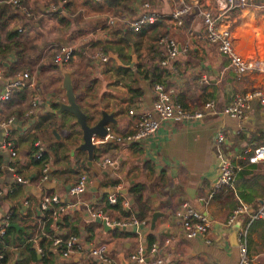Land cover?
Listing matches in <instances>:
<instances>
[{
    "label": "crops",
    "instance_id": "1",
    "mask_svg": "<svg viewBox=\"0 0 264 264\" xmlns=\"http://www.w3.org/2000/svg\"><path fill=\"white\" fill-rule=\"evenodd\" d=\"M146 1L131 0L128 11L113 14V8L97 6L101 0H69V4L57 0L59 16H55L52 11L56 7L49 0H24L23 4L19 0L20 6L29 13L28 19L8 2L21 21L17 27L21 29L23 26L18 41L24 47L21 61L24 70L18 72L29 74L33 88L25 87V91L33 95L26 101H16L14 106L3 104L0 109V121L15 118L8 130L0 126V165L12 169V172L0 171V190L3 192L0 224L6 215L14 212L17 219H21L19 223H26V227L34 219L37 228H42L48 221V229L53 235L46 236L47 240L52 237L65 239L71 234L79 238L78 250L66 260L55 253L53 260L46 264H97L87 254V249L97 243L108 247L110 258L117 264L120 258L126 261L128 255L141 245L147 262L151 258L148 254L150 239L157 246L154 254L162 258L164 264H239L237 236L234 242V227L227 225L226 221L235 203H241L246 206L242 223L248 220L244 239L248 263L264 264V225L254 226L250 221V216L264 202V162L239 165L245 159V150L264 147V104L253 101L236 123L225 121L218 112L233 95L253 89L264 95V71L256 69L237 76L225 69L226 60L219 56L215 45L205 40L202 25L193 13L184 16L183 26L178 29L171 30L164 22L155 23L158 24L155 30H150L148 25L142 28L145 32L137 36L129 29L128 23L138 15L141 3ZM147 2L161 15L168 14L176 5V0ZM229 17L232 19L230 32L235 52L245 61L264 64V0H254L241 12H232ZM113 18L120 21L111 27L106 26ZM161 35L172 39L178 47V54L170 66L159 65L163 48L156 40ZM86 36H89L88 40L81 42ZM58 46L72 51L68 61L61 63V69L69 73L75 102L86 115L89 126L100 119L99 112L103 110L112 116L114 124L107 123L105 127H109L114 135L130 133L136 117L127 116L125 110L133 108L138 115L148 112L156 94L150 76H155L157 69L162 72L155 84L169 90L171 100L184 105L185 111H196L203 102L212 100L216 113L190 123L177 119L164 121L154 135L140 143L111 141L98 145L91 166H88L85 154L73 151L72 143L80 140V131L73 117L67 113H55L58 108L54 101L64 102L62 73L52 61ZM95 49L107 57L105 63L93 57ZM132 57L135 58L133 64ZM8 62L15 63L12 54ZM3 66L7 64L3 63ZM128 87L139 89L141 95L132 96ZM207 132L215 135L204 138ZM218 133L224 139L219 145L221 152L238 166L241 172L238 176L242 175L235 177L232 190L227 188L230 193L213 198L216 190L212 192V184L217 171L214 149ZM35 141L40 142L45 161L50 166L47 180L39 184L33 181L28 186L17 184L15 178L35 179L40 172V165H35L32 160ZM5 142L14 151V158L1 148ZM104 159H110L113 166L97 167V162ZM79 175L86 177L84 191L69 196L68 188ZM134 184L143 188L147 221L154 206L162 215L155 221L152 231H149L148 222L138 233L130 228L104 231L101 222L88 217L90 207L104 209L113 220H126L106 205L105 199L111 189H125L124 195L119 194L128 204L124 209L135 213L133 200L127 196V190ZM48 194L58 197V204L63 207L61 213L54 212V205L45 211L40 210V199ZM25 201L27 206L23 210L21 205ZM183 205L211 222L204 235L188 240L182 235L180 219L175 214L183 211ZM114 231L129 236L121 234L113 238ZM30 244L36 254L35 260L29 258L23 247H5L10 263L42 264L39 263L40 254Z\"/></svg>",
    "mask_w": 264,
    "mask_h": 264
},
{
    "label": "built area",
    "instance_id": "2",
    "mask_svg": "<svg viewBox=\"0 0 264 264\" xmlns=\"http://www.w3.org/2000/svg\"><path fill=\"white\" fill-rule=\"evenodd\" d=\"M99 1V0H95ZM10 4L17 9V12L28 19L29 13L20 6L19 0H9ZM254 0H176V5H174L170 12L166 15H161L158 12L151 9L149 2H143L140 5V11L135 18H133L128 23L129 29L133 33H138L143 27L152 25L155 23H166V25L171 29L175 30L183 26L184 16L193 13L196 18L200 21L205 40L208 43L215 45L217 53L220 57L224 58L227 62L225 69L231 70L237 76H243L247 72L258 70L264 71V64L258 61H245L241 59L235 52L233 47V42L230 32L231 18L229 15L232 12H241L242 9L248 6V4L253 3ZM120 20L109 19L106 26L111 27ZM89 36L81 39V42L85 43ZM158 45L162 46L163 54L162 60L159 62L160 66H170L171 62L174 61L178 54V47L175 42L168 38L167 36L161 35L157 40ZM72 51L67 49V47L58 46L56 52L52 56V61L54 64H61L67 62L71 57ZM93 57L99 59L101 63L107 61V57L100 51L94 52ZM204 80V79H203ZM0 109L4 103L10 100L13 92L18 91L21 88H33V81L31 80L27 72H18L11 77L0 71ZM155 94V100L152 102V108L157 118L151 117L149 112L144 111L139 115L136 113L135 109L128 108L125 113L129 117H136L133 129L130 133L125 136H116L113 134L109 127H105V135L101 138L92 136L90 139L91 144L102 145L114 141L115 143H140L144 140L150 138L156 133L159 125L164 121H169L173 119L180 120L185 123H190L193 121L201 120L206 116H210L216 113L215 103L212 100L203 102L200 108L196 111H185L184 108L171 100L170 91L166 90L161 84H156L152 87ZM253 101L259 104H264V95L258 89L250 90L244 94L233 95L230 102L218 111L223 116H228L235 120H240L243 114L249 109ZM34 106V104H33ZM15 120L14 117L7 118L5 121H0V126L2 128L9 129V126ZM6 137V134H5ZM224 142L221 133H218L215 137L214 154L217 159V171L216 178L212 184V192L221 188L227 187L233 189L236 173L239 170L238 166L232 164L228 157L221 152L219 145ZM34 152L32 158L35 160H41L43 149L40 142L35 141L33 143ZM2 149L9 152V156L14 158L15 153L10 148L9 143H3L1 145ZM247 153L246 161L247 164L256 165L264 162V147H252L251 149L245 150ZM245 158V157H244ZM236 159H240L236 156ZM113 166V162L110 159H104L97 162V167ZM50 166L47 161H42L40 164V172L36 175L35 179L32 178H15V183L28 186L33 181L36 184L43 183L47 180L48 170ZM8 170L12 172V169L0 165V171ZM76 181L68 188L67 194L69 196H76L84 191L86 185V177L84 175H79ZM119 188L111 189V193L106 196L105 204L108 206H114L116 203V198L119 196ZM3 192L0 190V197ZM121 197V196H120ZM59 199L56 195H43L40 199V210L45 211L51 205L56 206L54 208L55 213H61L63 207L58 204ZM120 205L122 208H127L128 204L125 199H121ZM27 202H23L21 208L25 210ZM183 211L178 212L175 215L180 219V230L182 235L187 239H194L200 235H204L211 226V222L204 216L193 211L188 206H182ZM246 213V206L239 203L235 207L227 218L226 224L229 226L239 223V228L237 230V250L239 255V264H249L246 257V247H245V237L247 235L248 226H240L242 223V216ZM87 214L90 219L97 220L104 223L107 227L114 228H130L135 229V233H138L140 227H145L147 224L146 219L137 220L135 218H130L128 220H113L109 218L104 212V209L100 208H88ZM8 215H6L0 224V237L4 233V228L6 227V222ZM262 220L264 221V202L259 206V208L250 216V221ZM42 228H37L36 232L29 239L32 245L36 248L38 254L41 253L37 242L41 237H43ZM167 244V242H164ZM79 248V238L76 235H68L65 239H60L57 237H52L49 250L52 253H57V255L66 260L70 254L77 251ZM156 244L152 243L149 246L148 254L151 258L145 262L144 249L141 245H138L133 253L129 254L126 259V264H164L162 258L157 257L154 252L156 251ZM88 256L95 261L97 264H117L114 262L108 253V247L104 243H97L91 245L87 249ZM153 255V256H152ZM2 255L0 254V260Z\"/></svg>",
    "mask_w": 264,
    "mask_h": 264
},
{
    "label": "trees",
    "instance_id": "3",
    "mask_svg": "<svg viewBox=\"0 0 264 264\" xmlns=\"http://www.w3.org/2000/svg\"><path fill=\"white\" fill-rule=\"evenodd\" d=\"M20 1L22 4L24 3V0H20ZM49 1L52 3V5L56 7V10L52 11L53 15L59 16V13L57 11L59 4L57 3V0H49ZM59 1H62V0H59ZM64 1H66L67 4H69L68 3L69 0H64ZM147 1H150V0H147ZM66 2L64 4L65 9H66ZM130 3H131V0H101V2L97 4V6L98 7L100 6L111 7L114 9L113 14H116L117 12L128 11ZM60 22L62 23L64 22V20ZM18 25H21V21L16 16V14L13 13V9H11L10 5L8 4V0H0V70L6 71L8 73L7 76L9 77L14 75L19 70H24V67L21 65L24 47L18 41V39L20 38V34L22 33L23 26L20 29L17 27ZM157 27H158V24H153V25H150L148 28L150 30L151 29L155 30ZM144 32H145V29H141V31L137 33V36H141ZM10 54H12L13 57L15 58L14 64H11L10 62H8ZM3 63H6L7 66L4 67ZM11 65H17V66H11ZM161 72L162 70L157 69V74L155 76H150L152 86L156 85L155 83L159 82L158 78L160 77ZM163 73H165V71H163ZM25 90H26L25 88H21L18 91L13 92V94L10 97V100L4 104L8 106H11V105L14 106L16 101L18 100L26 101L33 94L29 92L26 93ZM128 90L131 93V95L134 97H139L141 95V91L139 89L128 87ZM181 106L184 108V105H181ZM45 122L46 120L41 123H45ZM38 124L40 125V123ZM48 125L51 127V123H49ZM254 147H258V146H254ZM246 157L247 155H245V159L243 161H240L239 165L241 164L243 166H246L247 164ZM45 159H46L45 152L42 153L41 160L39 161L32 158L33 163L35 165H40L42 161H45ZM247 166H251V165L248 164ZM240 173L241 172L238 171L236 174V177H240L242 175L241 174L238 176V174ZM142 189L143 188L141 185L134 184L131 187H129V189L127 190V196L133 200V206L135 209V213L126 211L124 208L120 206V199H121L120 195L117 196L115 205L110 206V207H112L113 210L119 212L123 219L128 220L130 218H135L137 220H142V219L147 220L146 218L147 211H146V205H145L146 199L142 195V192H141ZM226 189L227 187H221L217 189L215 193L213 192L214 193L213 198H215L217 195H220V194L225 195L227 193H230L229 190L227 189L228 191H226ZM237 205L238 204L235 203V207H237ZM44 216L48 217V215L46 214H44ZM35 220L36 219H34V221H32L29 224V227H26L24 225L26 223L24 222L19 223L21 219L18 220L14 212H11L10 214H8V219L6 222L7 224H6V227L4 228V233L0 237V254L2 255L0 264L10 263L8 252L5 250V247H10L14 249L23 247L22 249H27L28 254L30 255L29 258H31L32 260H35L36 254L34 253L35 251L33 247L31 246L30 242L24 245L25 242L29 240L37 230V224L35 223ZM244 222H243V225H246L248 223V220H245ZM43 223H44V220H43ZM9 224H17L22 228V230L15 231L14 229L8 228L7 225ZM48 224L49 223L47 221L45 225H43L42 232L44 236L41 237L39 241L37 242V245L41 251L40 253L41 260H39V263H42V264L48 261H52L55 256V253H52L49 250L52 238L50 240L46 239V236L53 235V233L48 229ZM251 225L263 226L264 223L262 220H256V221H253V223L251 222ZM121 234H123V236L125 237L129 236V235H124V233H120L118 231H114L111 235L113 238H116ZM71 235H75V234H71ZM152 243L154 242L150 239L148 243V247Z\"/></svg>",
    "mask_w": 264,
    "mask_h": 264
},
{
    "label": "water",
    "instance_id": "4",
    "mask_svg": "<svg viewBox=\"0 0 264 264\" xmlns=\"http://www.w3.org/2000/svg\"><path fill=\"white\" fill-rule=\"evenodd\" d=\"M135 62V58H131V64ZM58 67L62 73V81H61V88L64 91V102L54 101L57 106V110H55L56 114L60 113H67L71 115L74 119V124L78 126L80 131V140L78 139L77 142L73 144V151L81 152L85 154L86 162L88 166H91V162L93 160L94 152L96 150V146L91 144L90 139L92 136L96 137H103L105 135V125L107 123L114 124L111 115H107L103 110L100 113V119L96 121V123L92 126L87 124V117L84 113H82L75 102L74 95L72 93L71 83H70V76L67 71H63L61 68V64H58ZM8 130V129H6ZM52 135L55 137L54 131H51ZM57 139V137H55ZM71 138V135L69 136ZM126 192L125 189L119 190L118 194L124 195ZM153 198V197H152ZM162 215L156 210V206H154V212L150 214V218L148 221L149 231H152L155 226V221L160 218ZM104 231H111V230H120L125 231L123 228H110L107 227L104 223H101ZM8 228L14 229L15 231L22 230V228L17 224H9L7 225ZM234 231L232 233L233 240L235 242L237 232L236 230L239 228V223H235L233 225ZM11 264V263H9ZM119 264H126V262L120 258Z\"/></svg>",
    "mask_w": 264,
    "mask_h": 264
},
{
    "label": "rangeland",
    "instance_id": "5",
    "mask_svg": "<svg viewBox=\"0 0 264 264\" xmlns=\"http://www.w3.org/2000/svg\"><path fill=\"white\" fill-rule=\"evenodd\" d=\"M209 44H211V43H209ZM95 50H96V49H95ZM95 50H94L93 52H95V53L98 52V50H96V51H95ZM148 112H149V114L151 115V117H153L154 119L157 118L156 114H155L154 111H153L152 103H151L150 108L148 109ZM215 116H216V115H215ZM215 116H212V117H215ZM223 119H224L225 121H227V122H228L229 120H231V121H233V123H236V120H235V119L230 118V117H228V116H223ZM215 120H216V119H215ZM216 121H217V120H216ZM211 135L214 136L215 134H212V133H210V132H207L204 138H210ZM211 138H212V137H211ZM242 226H244L243 223H242ZM186 240H188V239H186Z\"/></svg>",
    "mask_w": 264,
    "mask_h": 264
}]
</instances>
